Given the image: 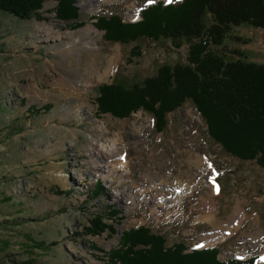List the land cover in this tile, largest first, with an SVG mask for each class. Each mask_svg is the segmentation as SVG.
<instances>
[{
	"label": "rangeland",
	"instance_id": "374dc122",
	"mask_svg": "<svg viewBox=\"0 0 264 264\" xmlns=\"http://www.w3.org/2000/svg\"><path fill=\"white\" fill-rule=\"evenodd\" d=\"M158 1L182 0H76L78 27L57 17L55 0L31 19L0 11V264H112L109 253L123 231L141 225L169 246H217L221 260L257 257L255 264H264V168L226 152L192 101L169 111L161 131L142 107L124 118L99 112L103 83L132 86L164 64L187 62L185 40L112 42L95 24V16L112 13L139 21ZM212 49L228 60L264 64V28L235 26ZM113 141L117 156L98 155ZM197 153L207 157V169L189 170L187 159ZM121 154L127 167L104 171L106 158L117 164ZM179 179L192 183L181 202L174 193ZM110 206L119 210L108 221L116 232L88 235L90 218ZM214 214L222 221L243 217L244 228L222 239V229L202 218Z\"/></svg>",
	"mask_w": 264,
	"mask_h": 264
},
{
	"label": "trees",
	"instance_id": "16d2710c",
	"mask_svg": "<svg viewBox=\"0 0 264 264\" xmlns=\"http://www.w3.org/2000/svg\"><path fill=\"white\" fill-rule=\"evenodd\" d=\"M46 1L0 0V11L31 19L41 16ZM55 1L59 19L75 22V27L82 25L76 0ZM206 12L210 18L205 19ZM141 15L136 22L125 21L119 13L94 18L104 37L112 42L165 37L181 45L185 40L189 43L187 62L164 64L156 75L132 86L118 80L103 83L97 98L99 112L124 118L142 107L154 115L161 131L167 113L190 100L206 120L210 136L226 152L242 160H255L264 168V64L228 60L212 49L220 47L235 26L264 28V0L158 1L145 7ZM209 20L212 23L207 26ZM51 107L49 104L44 108L49 111ZM31 112L36 115L41 109L32 108ZM100 188L97 183L94 195L98 196ZM108 208V213L96 212L90 218L85 231L88 235L116 232L113 221L119 210ZM219 253L217 246L191 251L184 242L169 246L163 234L141 225L123 231L109 260L112 264H255L257 260L249 257L224 261Z\"/></svg>",
	"mask_w": 264,
	"mask_h": 264
},
{
	"label": "bare ground",
	"instance_id": "6f19581e",
	"mask_svg": "<svg viewBox=\"0 0 264 264\" xmlns=\"http://www.w3.org/2000/svg\"><path fill=\"white\" fill-rule=\"evenodd\" d=\"M116 58H118V57H116ZM116 58H114V59H116ZM114 59H113V61H114ZM113 61H112V63H113ZM110 69H111V65H110ZM110 69H109V72H110ZM115 144H116V141H113L112 143H108L109 148H105L106 146H104V148H102V151H101V149L98 151V155H100V153H103L102 156H106V155L110 154L109 152H111V153H114L112 157L117 156L118 153L117 154L115 153L116 152V149H115L116 145ZM120 156H121V159L123 160L124 163L123 162H120V163H117V164H113L112 162H114V161H112L110 158L107 157L106 159L109 161V164H108V166L106 168H108V169L107 170L105 169L104 171H107L108 173H112V172H116V171L119 172V168H120V170H124V168L127 167V162L124 161L122 154ZM206 161H207V157L204 154L197 153L195 157H193V156L189 157L187 159V163H188V165H190L189 166V170H191L192 165L196 166L197 169H202L203 167L205 169H207ZM126 172H127V174H124V172L122 171L121 176L127 177L126 175H129V174L132 173L131 172V169L126 170ZM153 178H152V181H154ZM168 179L169 178H166V179L164 178L163 180H164L165 183H168ZM205 179H208V177L206 176ZM159 180H161V178H159ZM179 182H180V185L177 186V187H174V193H175V197L178 200V202H181V200L184 199V197L189 196L187 189L190 188V186L192 185V183H190L189 181H185L184 179H179ZM212 188H213L215 194H217L219 196L221 195V192H220L218 186L216 185L215 179H213V186H212ZM122 192L125 194L126 190H123ZM126 194H128V193H126ZM126 194H125V196H126ZM114 196L116 197L118 195H114ZM210 216L211 215H209V216L202 215V218L203 219H207L208 221H210L214 225L215 230L218 229V228L222 229V230H219L220 232H223L224 233L222 235V237H221L222 239L227 238L228 236H230L234 232H237L238 230L244 228L243 227V222H244V218L243 217L240 220H227V221H222L221 219H219L217 217L218 216L217 214H214L213 217H210ZM225 223H229V226L228 227H223ZM248 235H251V234H248ZM211 239H212V237H211ZM263 260H264V257H263V259L261 261H263Z\"/></svg>",
	"mask_w": 264,
	"mask_h": 264
},
{
	"label": "snow or ice",
	"instance_id": "6c2138e0",
	"mask_svg": "<svg viewBox=\"0 0 264 264\" xmlns=\"http://www.w3.org/2000/svg\"><path fill=\"white\" fill-rule=\"evenodd\" d=\"M152 2V0H149V3H151ZM169 2H170V0H169Z\"/></svg>",
	"mask_w": 264,
	"mask_h": 264
}]
</instances>
